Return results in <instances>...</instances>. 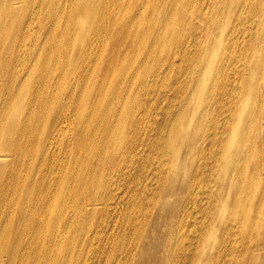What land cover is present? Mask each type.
Listing matches in <instances>:
<instances>
[{
    "label": "bare ground",
    "instance_id": "1",
    "mask_svg": "<svg viewBox=\"0 0 264 264\" xmlns=\"http://www.w3.org/2000/svg\"><path fill=\"white\" fill-rule=\"evenodd\" d=\"M0 264H264V0H0Z\"/></svg>",
    "mask_w": 264,
    "mask_h": 264
},
{
    "label": "rangeland",
    "instance_id": "2",
    "mask_svg": "<svg viewBox=\"0 0 264 264\" xmlns=\"http://www.w3.org/2000/svg\"><path fill=\"white\" fill-rule=\"evenodd\" d=\"M120 206V205H119ZM119 209V208H118ZM117 211L114 212V216L112 217V222L116 225V227L118 226V221H117ZM115 221V222H114ZM117 223V224H116Z\"/></svg>",
    "mask_w": 264,
    "mask_h": 264
}]
</instances>
